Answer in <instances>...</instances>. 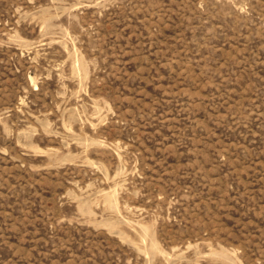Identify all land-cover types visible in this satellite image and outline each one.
I'll return each mask as SVG.
<instances>
[{
  "label": "rangeland",
  "instance_id": "rangeland-1",
  "mask_svg": "<svg viewBox=\"0 0 264 264\" xmlns=\"http://www.w3.org/2000/svg\"><path fill=\"white\" fill-rule=\"evenodd\" d=\"M0 264H264V0H0Z\"/></svg>",
  "mask_w": 264,
  "mask_h": 264
}]
</instances>
